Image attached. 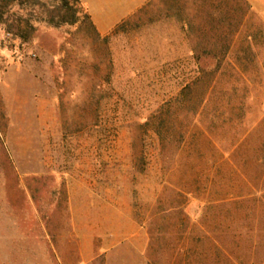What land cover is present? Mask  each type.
<instances>
[{"label": "rangeland", "instance_id": "1", "mask_svg": "<svg viewBox=\"0 0 264 264\" xmlns=\"http://www.w3.org/2000/svg\"><path fill=\"white\" fill-rule=\"evenodd\" d=\"M0 264H264L251 0H0Z\"/></svg>", "mask_w": 264, "mask_h": 264}, {"label": "crops", "instance_id": "2", "mask_svg": "<svg viewBox=\"0 0 264 264\" xmlns=\"http://www.w3.org/2000/svg\"><path fill=\"white\" fill-rule=\"evenodd\" d=\"M154 0H82L91 20L101 34L110 33L120 23ZM264 21V0H251Z\"/></svg>", "mask_w": 264, "mask_h": 264}]
</instances>
